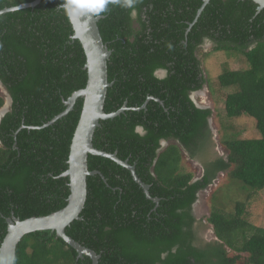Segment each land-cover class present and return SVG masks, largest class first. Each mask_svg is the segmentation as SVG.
I'll use <instances>...</instances> for the list:
<instances>
[{"label":"trees","instance_id":"trees-1","mask_svg":"<svg viewBox=\"0 0 264 264\" xmlns=\"http://www.w3.org/2000/svg\"><path fill=\"white\" fill-rule=\"evenodd\" d=\"M33 1L0 0V10ZM203 1L139 0L135 18L109 5L97 23L111 51L103 110L109 114L123 105L127 110L99 122L93 147L134 166L150 198L158 200L147 198L125 168L88 155V170L99 174L87 177L81 219L65 233L95 252L98 264H264V229L247 235L250 195L231 214L211 210L206 225L193 213L198 194L218 174L254 192L264 189V9L257 11L251 0H210L197 16ZM60 3L41 0L33 8L0 14V82L12 100L0 121V245L6 219L52 214L65 207L70 193L69 179L61 175L83 99L53 119L85 87L87 72ZM205 37L215 52L243 63H225L216 77L220 89L233 90L223 95L225 117L248 116L260 134L221 142L225 158L215 152L211 109H199L190 99L209 84L198 57ZM156 68H166L167 77H154ZM3 104L0 95V108ZM138 124L147 130L143 137L134 131ZM162 141L167 146L161 149ZM185 155L201 167L195 182L184 169ZM206 226L215 240L201 238ZM15 255L16 264H92L48 230L25 235Z\"/></svg>","mask_w":264,"mask_h":264},{"label":"water","instance_id":"water-1","mask_svg":"<svg viewBox=\"0 0 264 264\" xmlns=\"http://www.w3.org/2000/svg\"><path fill=\"white\" fill-rule=\"evenodd\" d=\"M40 1L41 0H34L30 3H23L15 7L5 8L0 10V14L33 8L38 5ZM209 1L210 0L203 1L201 8L198 10L197 16L201 13L202 9L209 3ZM251 1L257 5V11L264 9V0ZM100 19L101 16L99 18L92 19L83 26L71 25L73 30L72 38L79 41L85 55L84 68L87 72V82L83 89L72 93V95L64 102L66 106L65 110L53 119V121H55L58 118L65 116L73 109L75 101L78 98L83 99L80 117L71 140L67 162L68 168L61 175V177H67L69 179L70 193L67 199V204L61 210L47 216L31 217L22 221L18 218L6 219V235L0 245V254H7L9 252L15 254L17 244L25 235L37 231L48 230L55 232L56 237L60 238L68 246L74 249L77 253V258L86 256L91 260L92 264H98L99 256L96 255L95 252L78 244L65 233V229L70 225V223L81 219L80 213L84 208L87 196V177L99 174V172H90L88 170V155L107 158L128 170L133 181L143 190L145 196L152 199L148 193L149 186L145 185L137 178L134 166L129 165L127 161L119 160L115 153L110 154L95 149L92 144L94 131L99 126L100 121L113 119L127 110L125 105H123L119 110L109 114H106L103 110L107 88L111 86L107 80V60L110 57L111 51L108 50L102 41L99 28L97 26ZM0 86L3 87L1 82ZM196 93L197 92L192 93L190 99L197 108L207 109L194 102V95ZM6 96L7 106H9L11 105L12 100L7 92ZM6 107L0 111V120L5 115L4 112ZM144 107L145 105L142 106V108ZM210 120L211 119H209V123ZM53 121L48 124H51ZM160 145L162 149L167 146V143L162 141ZM197 180L198 179H194L193 181L195 182ZM152 200L157 204V199ZM195 204L193 205V208Z\"/></svg>","mask_w":264,"mask_h":264},{"label":"rangeland","instance_id":"rangeland-1","mask_svg":"<svg viewBox=\"0 0 264 264\" xmlns=\"http://www.w3.org/2000/svg\"><path fill=\"white\" fill-rule=\"evenodd\" d=\"M198 57L202 59V68L209 84L205 85L202 90L194 95V102L211 109L212 116L209 124L215 142V152L219 157L225 158L227 151L221 144L224 140H255L260 138L253 119L248 116H242L238 119H228L225 117L223 95L233 92V90H222L216 85V77L221 73L222 66L225 63L230 67H236L237 64L243 67V63L241 60H238L237 63V56L235 55L228 56L222 52H215L213 46L208 44L202 45ZM0 95L4 99V104L0 108L1 111V109L7 106L6 92L1 86ZM183 166L186 171L193 174L194 179H198L202 175L199 164L187 159L186 155L183 158ZM225 174H218L215 180L198 194L197 202L193 208L196 220H200L206 225L205 219L214 208L220 209L226 214H231L234 212L233 205L237 202H244L246 197L250 195L251 199L246 206L245 220L252 226V229L247 235H250L255 229H264V189L254 192L240 181L226 177ZM206 227L201 238L205 242L215 240L211 227ZM237 264H243V261L240 260Z\"/></svg>","mask_w":264,"mask_h":264},{"label":"clouds","instance_id":"clouds-1","mask_svg":"<svg viewBox=\"0 0 264 264\" xmlns=\"http://www.w3.org/2000/svg\"><path fill=\"white\" fill-rule=\"evenodd\" d=\"M138 2L139 0H61L58 8L62 10L69 24L83 26L92 19L99 18L101 14L108 11L109 5L126 9L129 11V15L135 18L137 16L136 6ZM204 43L210 45L212 41L205 37ZM166 47L169 51L173 50V45L171 43H168ZM167 74L166 68H156L153 71V76L157 79H164L167 77ZM134 131L141 137L147 132L143 125L139 124L135 126ZM16 261L17 257L12 252L0 254V264H16Z\"/></svg>","mask_w":264,"mask_h":264},{"label":"flooded vegetation","instance_id":"flooded-vegetation-1","mask_svg":"<svg viewBox=\"0 0 264 264\" xmlns=\"http://www.w3.org/2000/svg\"><path fill=\"white\" fill-rule=\"evenodd\" d=\"M204 44H205V43H203L202 45H204ZM202 45H201V47H202ZM210 45H212V44H210ZM212 46H213V45H212ZM201 47H200V48H201ZM205 85H208V84H204V85H203V88H204ZM2 88H3L4 91H5V88H4V87H2ZM203 88H202V89H203ZM202 89H201V90H202ZM190 96H191V95H190ZM10 106H11V105H9V106L6 107L4 114H6L7 112H9V110H10ZM0 121H1V120H0ZM193 162H194V161H193Z\"/></svg>","mask_w":264,"mask_h":264}]
</instances>
